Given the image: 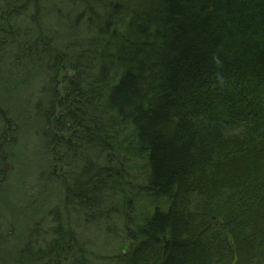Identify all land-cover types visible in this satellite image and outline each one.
I'll use <instances>...</instances> for the list:
<instances>
[{
	"label": "trees",
	"instance_id": "obj_1",
	"mask_svg": "<svg viewBox=\"0 0 264 264\" xmlns=\"http://www.w3.org/2000/svg\"><path fill=\"white\" fill-rule=\"evenodd\" d=\"M19 1L0 4V45L31 23L18 22ZM97 13L88 41L74 33L57 48L43 20L17 52L0 51V150L34 114L23 124L45 133L39 158L63 150L78 165L64 206L91 222L113 215L110 235L130 241L114 264H264V0H111ZM69 20L64 34L80 21ZM69 68L77 77L61 93ZM52 222L57 235L39 255L25 244V257L0 251V264H42L44 253L84 264L82 245L60 255L73 232L60 213Z\"/></svg>",
	"mask_w": 264,
	"mask_h": 264
},
{
	"label": "rangeland",
	"instance_id": "obj_2",
	"mask_svg": "<svg viewBox=\"0 0 264 264\" xmlns=\"http://www.w3.org/2000/svg\"><path fill=\"white\" fill-rule=\"evenodd\" d=\"M5 1L6 0H3L1 2L2 5L6 4ZM26 1L27 0L19 1V3L24 2L28 5L26 9H22L21 13L17 15V20L20 23H26L27 21H31V23H26V26L19 32L21 38L17 36L14 37L13 42H8L6 45H3L5 43L4 42L0 45V51L2 53L7 52L8 50L11 51V53L17 52L19 48L18 45L21 44L23 40L25 42L29 41L25 40L26 36L29 37L30 40H33L34 36L31 35H33V33L41 25V22L44 21L46 25L45 27L53 32L51 43L54 46H57V48H62L64 44L70 42V38L73 40L74 36L72 34L74 33L79 35L78 37H80V40L82 39L88 41L90 38L94 37L95 32L98 34L97 30H95L97 29L96 19L100 21L101 18L97 17L100 15L97 11L107 9V6L111 3V0ZM39 1L43 10L42 16L40 17L41 20L38 13H35L36 18L33 19L32 17L34 4H38L37 2ZM97 1L99 3H97ZM15 2H17V0H15ZM89 3L93 8H95L91 10L90 15L85 10V7L88 6ZM72 4L77 8H74L73 10L71 6ZM100 4H102V7ZM38 6L39 5L35 8H38ZM80 11H84L86 14H80ZM83 16H86L84 20L82 19ZM94 17L96 19H94ZM69 18L73 21H75V19H80V21L75 22L73 25L76 26V30L73 29L74 27L66 25L71 34L67 32L64 34V29L61 25L63 23H70L72 25ZM114 19L115 22L114 24L112 22V24H118L120 28L119 30H122L125 27L122 22V17H120V19L119 17H115ZM85 20L86 22L88 21V25L83 24ZM36 22L39 24H36ZM92 25L95 26L92 27ZM90 27L92 30H89ZM125 31L126 30H122L121 33H124ZM29 33L30 35L28 36ZM77 53L72 54V60L76 59ZM71 71L72 69L70 68L69 70L65 69L63 71H59V78H62L61 83L59 84L61 93L66 83L65 79L77 77V74L74 72L73 74ZM3 74L5 78L8 77L6 70H3ZM1 95L2 94L0 93V96ZM27 103L28 102H26V104ZM69 104L70 106H76L75 102ZM25 116V114L22 115L23 118ZM26 117L23 121H19V127H17L18 131L14 130L13 134L7 131V140H12L13 145H11V147L9 145V150L7 149V151L0 150L1 253L5 252L7 254L11 251V249H16L18 251L21 250L23 253L21 256L25 257V244L30 247L27 255L32 254V256H34L36 253H40L39 250L41 247L46 249L47 241H52L57 235L55 232H51L52 225H54L52 222L53 214L60 213V215L62 214V223L64 224V227L70 233L73 232V236L70 239L69 237L61 238L67 245L60 249V255L68 253V246H71L72 250L75 251L78 245H82L85 250L84 264H114L117 263V260L122 261L121 258L118 257L119 252L126 254L130 248V241H123L120 236L112 237L110 235L107 228L111 223H115L116 217L113 218L112 215V218L91 222V220L86 217L87 211H84L83 214L82 210H79L76 206H64L67 200L65 193L68 190L69 192L71 190V175L74 172L73 169L78 171V165L76 167V162L73 160L75 158L70 157L67 153L62 154L63 150H60V156L62 157L60 160L54 159L53 157V160L51 161H43L40 159L38 152L41 151L40 143L43 142V135L45 133L41 132L42 138L36 136L34 131L33 134H30L28 132V128H26L24 124L31 125L35 116L33 114L27 119ZM29 119L33 121L31 122ZM26 121H28V124H26ZM51 125L55 126V124L52 123ZM121 146L123 150L119 149V152L123 151L124 153H128L127 149H125V145ZM133 153L136 155L137 152L134 151ZM132 163H134V161ZM150 206L151 203L146 200L142 203L141 211L134 208V212L137 214L140 212V215H143V208L147 207L149 209ZM55 208H59V210H56ZM136 219L140 222L139 219H141V217L138 216ZM40 228L42 234H38ZM32 231H34L33 234H31ZM27 232L28 234L26 235L25 233ZM29 234L33 240L36 239L37 241V238H39L41 244L38 245L36 243L31 244L30 246L28 239ZM42 256H44L42 257L43 259L41 258V260H36V262L49 264L48 260L50 259H48V255L44 253ZM71 259L59 262L60 264H72L70 263Z\"/></svg>",
	"mask_w": 264,
	"mask_h": 264
}]
</instances>
